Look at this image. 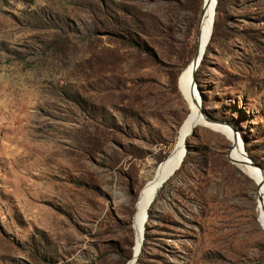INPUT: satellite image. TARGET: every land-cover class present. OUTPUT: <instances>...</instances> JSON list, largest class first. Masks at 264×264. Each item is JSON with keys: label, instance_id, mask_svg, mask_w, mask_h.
Listing matches in <instances>:
<instances>
[{"label": "rangeland", "instance_id": "1", "mask_svg": "<svg viewBox=\"0 0 264 264\" xmlns=\"http://www.w3.org/2000/svg\"><path fill=\"white\" fill-rule=\"evenodd\" d=\"M202 5L0 0V264H264L256 184L206 126L157 186L134 257L135 203L189 113L179 78ZM214 21L199 111L264 171V0H221Z\"/></svg>", "mask_w": 264, "mask_h": 264}, {"label": "bare ground", "instance_id": "2", "mask_svg": "<svg viewBox=\"0 0 264 264\" xmlns=\"http://www.w3.org/2000/svg\"><path fill=\"white\" fill-rule=\"evenodd\" d=\"M215 0H203L202 13L199 20V33L201 47L203 45L207 46L213 26V15L215 9ZM193 71L191 60L184 68L182 74L179 78V88L180 91L188 105L189 113L187 117L182 122L177 140L174 144L172 151L169 156L162 161L155 172L149 180L146 181L144 187L141 189L137 201L135 203V213H134V231H135V246H134V257L137 255L141 248L143 240V225L146 220L147 211L152 202L153 195L157 186L166 180L181 164L182 159L185 155V143L189 137L190 132L196 126H206L211 129H215L223 134H225L231 142L230 159L236 163V165L245 172L249 177L253 179L256 184L255 193V211L261 226L264 229V180L256 168L242 164L246 160L244 156V151L242 149V144L239 138L233 134V132L225 125L216 124L212 122L205 121V118L199 111L200 100L197 91L192 85L191 73ZM130 261L128 264H132Z\"/></svg>", "mask_w": 264, "mask_h": 264}, {"label": "water", "instance_id": "3", "mask_svg": "<svg viewBox=\"0 0 264 264\" xmlns=\"http://www.w3.org/2000/svg\"><path fill=\"white\" fill-rule=\"evenodd\" d=\"M215 5H216V0H215ZM213 27V26H212ZM213 29V28H212ZM200 37V33H199V30L197 31L196 33V39H195V48H194V53H193V56L191 58V64H192V68H193V71L191 73V79H192V85L193 87L196 89V70L197 68L200 66L202 60H203V56H204V53L206 51V44L205 46L203 45V47H201V41L199 39ZM211 38V37H210ZM210 41V40H209ZM202 114V113H201ZM203 115V114H202ZM203 117L205 118V121H208V122H212V123H216V124H221V125H225L228 127L227 124L225 123H220V122H217L215 121L214 119H209L207 118L206 116L203 115ZM229 128V127H228ZM232 131V130H231ZM193 132V130L190 132L189 135H191ZM234 134V133H233ZM235 135V134H234ZM244 150V149H243ZM244 156L247 157L246 153L244 152ZM229 160L231 162H233L230 157H228ZM234 163V162H233ZM242 164H245V165H248V166H251L253 168H256L257 170H259L263 180H264V171L263 169L256 163L252 162L248 157L246 158V160L243 161ZM181 165V164H180ZM180 165L178 167H180ZM172 175V174H171ZM169 177L166 178V180H168ZM135 262H136V258H135Z\"/></svg>", "mask_w": 264, "mask_h": 264}, {"label": "trees", "instance_id": "4", "mask_svg": "<svg viewBox=\"0 0 264 264\" xmlns=\"http://www.w3.org/2000/svg\"><path fill=\"white\" fill-rule=\"evenodd\" d=\"M220 6H221V0H217V4H216V7H215V11L218 13V11L220 10ZM216 29H217V22L214 21L213 22V29H212V36H214V34L216 33Z\"/></svg>", "mask_w": 264, "mask_h": 264}]
</instances>
